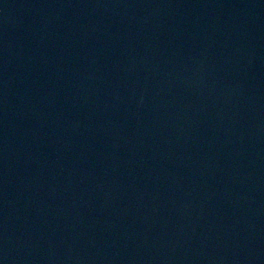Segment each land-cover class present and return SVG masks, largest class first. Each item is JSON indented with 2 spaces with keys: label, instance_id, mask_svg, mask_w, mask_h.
Instances as JSON below:
<instances>
[{
  "label": "water",
  "instance_id": "95a60500",
  "mask_svg": "<svg viewBox=\"0 0 264 264\" xmlns=\"http://www.w3.org/2000/svg\"><path fill=\"white\" fill-rule=\"evenodd\" d=\"M0 264H264V0H0Z\"/></svg>",
  "mask_w": 264,
  "mask_h": 264
}]
</instances>
